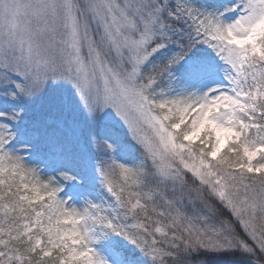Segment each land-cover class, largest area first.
Segmentation results:
<instances>
[{
  "label": "snow or ice",
  "instance_id": "6c2138e0",
  "mask_svg": "<svg viewBox=\"0 0 264 264\" xmlns=\"http://www.w3.org/2000/svg\"><path fill=\"white\" fill-rule=\"evenodd\" d=\"M0 264H264V0H0Z\"/></svg>",
  "mask_w": 264,
  "mask_h": 264
}]
</instances>
